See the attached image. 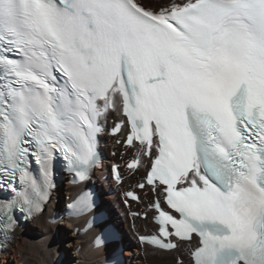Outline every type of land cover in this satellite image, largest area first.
<instances>
[{
	"label": "snow or ice",
	"instance_id": "snow-or-ice-1",
	"mask_svg": "<svg viewBox=\"0 0 264 264\" xmlns=\"http://www.w3.org/2000/svg\"><path fill=\"white\" fill-rule=\"evenodd\" d=\"M110 118L154 195L142 245L264 264V0H0V247L14 209L43 215L53 160L90 178Z\"/></svg>",
	"mask_w": 264,
	"mask_h": 264
},
{
	"label": "bare ground",
	"instance_id": "bare-ground-1",
	"mask_svg": "<svg viewBox=\"0 0 264 264\" xmlns=\"http://www.w3.org/2000/svg\"><path fill=\"white\" fill-rule=\"evenodd\" d=\"M146 4L155 3V0H144ZM113 138L107 134L103 135L102 146L106 149H115L118 153L120 146ZM108 148V152L110 149ZM120 160L119 155L109 156L93 171V179L101 190L109 191L102 195L98 209H105L108 212V220L99 227L91 228L87 232H82L88 216L80 218H69L66 214H60L56 224L47 223L53 218L54 212L61 207L62 195L74 196L86 184L73 186L70 181L61 183L60 190L51 198L46 205L42 216L32 222L20 226L16 230V242L10 243L0 254V264H106L109 256L116 250L118 244L127 248L126 264H175L177 252H167L154 249L149 245H142L138 240V235L149 231L153 227L150 216L147 219L132 216L130 209L126 207L121 199L123 192L128 187V183L138 180L145 174V169L141 166L132 175L127 174L126 180L117 185L112 179H103L102 175L109 172L112 163ZM147 187L141 191L142 197H150ZM65 203V202H64ZM63 203V204H64ZM133 205L135 203H132ZM141 209L145 206L141 202ZM112 223L120 232V227H125L124 236L120 233V239L104 246L96 247L93 244V236L99 232L104 224ZM78 228V229H76ZM43 239L38 244L29 243L30 240ZM127 240L130 245H127ZM195 242V238L194 241ZM126 244V245H125ZM134 246V247H133ZM185 264H189L187 248L182 249ZM39 253V254H37Z\"/></svg>",
	"mask_w": 264,
	"mask_h": 264
},
{
	"label": "rangeland",
	"instance_id": "rangeland-1",
	"mask_svg": "<svg viewBox=\"0 0 264 264\" xmlns=\"http://www.w3.org/2000/svg\"><path fill=\"white\" fill-rule=\"evenodd\" d=\"M108 156H109V155H108ZM110 156H113V155L110 154ZM143 175H144V174H143ZM102 176H103V179H104V175H102ZM125 189H126V188H125ZM103 191H104V193L107 192V191H105V189H104ZM61 202H62V200H61ZM121 202L123 203V197H122V199H121ZM120 232H121L122 236H124V232H126L124 226H123V227H120ZM130 244H131L130 241L127 240V245H126V244H125V245L128 246V245H130ZM133 247H134V246H133ZM127 248H128V247H125V246H124V251H123V253H122L123 256H124V259H125V257L127 256L126 253H125V252L127 251ZM124 261H125V260H124ZM125 262H126V261H125ZM125 262H124L123 264H126ZM73 264H75L74 261H73Z\"/></svg>",
	"mask_w": 264,
	"mask_h": 264
}]
</instances>
